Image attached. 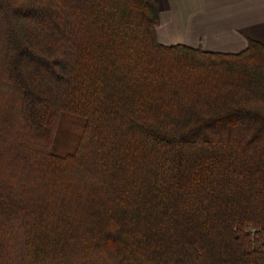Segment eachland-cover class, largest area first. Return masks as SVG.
<instances>
[{
  "label": "trees",
  "instance_id": "1",
  "mask_svg": "<svg viewBox=\"0 0 264 264\" xmlns=\"http://www.w3.org/2000/svg\"><path fill=\"white\" fill-rule=\"evenodd\" d=\"M158 26L156 0H0V264H264V46Z\"/></svg>",
  "mask_w": 264,
  "mask_h": 264
},
{
  "label": "crops",
  "instance_id": "2",
  "mask_svg": "<svg viewBox=\"0 0 264 264\" xmlns=\"http://www.w3.org/2000/svg\"><path fill=\"white\" fill-rule=\"evenodd\" d=\"M162 45L182 44L205 52L237 54L250 41L264 46V0H156ZM174 42H164L163 33Z\"/></svg>",
  "mask_w": 264,
  "mask_h": 264
},
{
  "label": "rangeland",
  "instance_id": "3",
  "mask_svg": "<svg viewBox=\"0 0 264 264\" xmlns=\"http://www.w3.org/2000/svg\"><path fill=\"white\" fill-rule=\"evenodd\" d=\"M159 24H160V19H159ZM163 33V32H162ZM156 40H157V38H156ZM163 40H164V42H169V43H172V42H174L176 39H173V38H171L170 37V35H168V33H163ZM158 41V40H157ZM159 43V42H158ZM165 46H167V45H165ZM169 46V45H168ZM170 46H172V45H170Z\"/></svg>",
  "mask_w": 264,
  "mask_h": 264
}]
</instances>
